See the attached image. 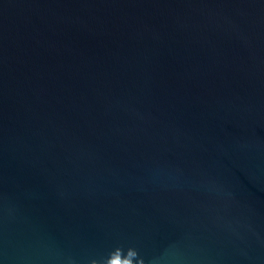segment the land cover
I'll return each mask as SVG.
<instances>
[{"label":"water","instance_id":"95a60500","mask_svg":"<svg viewBox=\"0 0 264 264\" xmlns=\"http://www.w3.org/2000/svg\"><path fill=\"white\" fill-rule=\"evenodd\" d=\"M0 264H264V0H0Z\"/></svg>","mask_w":264,"mask_h":264}]
</instances>
